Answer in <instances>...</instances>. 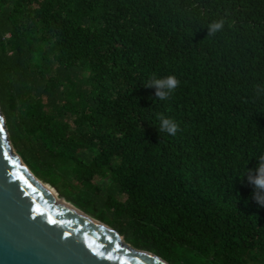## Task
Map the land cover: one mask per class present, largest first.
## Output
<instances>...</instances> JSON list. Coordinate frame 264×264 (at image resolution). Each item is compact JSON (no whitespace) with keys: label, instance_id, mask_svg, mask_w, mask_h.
Masks as SVG:
<instances>
[{"label":"trees","instance_id":"1","mask_svg":"<svg viewBox=\"0 0 264 264\" xmlns=\"http://www.w3.org/2000/svg\"><path fill=\"white\" fill-rule=\"evenodd\" d=\"M169 74L159 99L146 85ZM0 104L35 176L129 244L264 264L246 174L264 154V0H0Z\"/></svg>","mask_w":264,"mask_h":264},{"label":"water","instance_id":"2","mask_svg":"<svg viewBox=\"0 0 264 264\" xmlns=\"http://www.w3.org/2000/svg\"><path fill=\"white\" fill-rule=\"evenodd\" d=\"M0 125V264H171L59 200L16 151L1 104Z\"/></svg>","mask_w":264,"mask_h":264},{"label":"clouds","instance_id":"3","mask_svg":"<svg viewBox=\"0 0 264 264\" xmlns=\"http://www.w3.org/2000/svg\"><path fill=\"white\" fill-rule=\"evenodd\" d=\"M224 27V19L212 20L208 24V33L209 35H214L222 31ZM178 84L179 81L176 76L174 74H169L150 78V81L146 86L154 87L156 89L155 95L159 99H167L176 89ZM158 118L160 120V131H165L170 135H174L178 131V125L173 119L163 115ZM257 158L259 162L256 168L248 169L246 174L248 175L249 182L255 187V199L264 206V154L259 155Z\"/></svg>","mask_w":264,"mask_h":264},{"label":"snow or ice","instance_id":"4","mask_svg":"<svg viewBox=\"0 0 264 264\" xmlns=\"http://www.w3.org/2000/svg\"><path fill=\"white\" fill-rule=\"evenodd\" d=\"M3 131H4V127L2 125H0V132H3ZM9 159H11V157H9ZM116 247L119 248L120 245L119 244H116ZM109 259H111V256H109Z\"/></svg>","mask_w":264,"mask_h":264},{"label":"bare ground","instance_id":"5","mask_svg":"<svg viewBox=\"0 0 264 264\" xmlns=\"http://www.w3.org/2000/svg\"><path fill=\"white\" fill-rule=\"evenodd\" d=\"M52 190L55 192V194L57 195L58 199L61 200V201H63V199L59 196V194L54 189H52Z\"/></svg>","mask_w":264,"mask_h":264},{"label":"rangeland","instance_id":"6","mask_svg":"<svg viewBox=\"0 0 264 264\" xmlns=\"http://www.w3.org/2000/svg\"><path fill=\"white\" fill-rule=\"evenodd\" d=\"M61 198H63L62 196H60Z\"/></svg>","mask_w":264,"mask_h":264}]
</instances>
